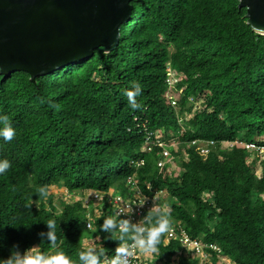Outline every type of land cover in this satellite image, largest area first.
<instances>
[{
  "label": "trees",
  "instance_id": "obj_1",
  "mask_svg": "<svg viewBox=\"0 0 264 264\" xmlns=\"http://www.w3.org/2000/svg\"><path fill=\"white\" fill-rule=\"evenodd\" d=\"M131 4L133 18L122 24L112 51L97 47L93 55L34 80L27 71L0 72V116L15 130L11 141L0 138V159L11 164L0 175V258L14 245L21 251L48 250L38 233L47 232L44 221L55 218L57 243L76 264L90 236L99 237L102 264H108L105 258L119 242L99 226L111 212L88 229L81 204L62 201L58 207L49 186L123 190L135 173L144 190L151 182L175 198L168 212L172 223L180 221L191 236L216 242L220 256L237 264H264V158L257 153L248 163L250 153L238 145L203 156L196 145L186 144L215 138L264 145V35L247 23L239 0ZM168 66L181 77L173 86L165 80ZM133 82L141 85L137 108L124 94ZM192 97L204 98L197 110ZM193 111L181 131L179 117ZM159 129L180 133V147L186 148L189 158L181 156L184 170L178 177L159 170L160 146L141 149L148 132ZM41 186L44 196L35 194ZM204 192L212 193L213 203ZM180 248L161 236L157 249L163 264H172ZM211 252L218 264L220 256ZM197 260L184 253L178 264Z\"/></svg>",
  "mask_w": 264,
  "mask_h": 264
},
{
  "label": "water",
  "instance_id": "obj_2",
  "mask_svg": "<svg viewBox=\"0 0 264 264\" xmlns=\"http://www.w3.org/2000/svg\"><path fill=\"white\" fill-rule=\"evenodd\" d=\"M247 23L264 35V0H239ZM131 0H0V72L51 74L112 51L131 17Z\"/></svg>",
  "mask_w": 264,
  "mask_h": 264
},
{
  "label": "clouds",
  "instance_id": "obj_3",
  "mask_svg": "<svg viewBox=\"0 0 264 264\" xmlns=\"http://www.w3.org/2000/svg\"><path fill=\"white\" fill-rule=\"evenodd\" d=\"M124 94L128 98L129 105L132 108H137L139 105L137 104L136 97L141 94V85L137 82H133L131 88L126 89L124 91ZM168 96L170 100L174 103L176 98L173 97V94L169 93ZM203 99L198 100L195 97H192L190 99L191 102H194L193 103L194 110L195 109L197 110V107H199ZM193 113L194 111L192 113L186 112L184 116L181 115L179 117L178 122L181 125V131L184 130L185 122L188 121L190 118H192ZM158 131H161L166 139H171V138L174 139V137L166 136L169 132L172 134V136H176V138L180 134L177 132L176 135H173L174 131L165 132L163 129L156 130V132ZM14 136H15V130L11 126L9 118L7 116H0V138H2L4 141H11ZM176 143L178 142L176 141ZM182 143L183 142L179 140V146H181ZM186 144L187 146L191 144L196 145L203 156H206L212 151H216L218 153L221 151H229L238 145L239 147H243L246 150H248L249 153H251V151L254 150L256 154L259 153L262 156V158H264V145L247 140L195 138L190 142H187ZM177 147L178 144H176V146L173 147L172 149L174 155H176L175 153H177L179 150L177 149ZM185 149L186 148H183L184 151ZM182 155L183 157H185V160L189 158L186 151ZM219 157L222 159L221 155H219ZM247 162H249V157L247 158ZM10 167L11 164L8 159L6 158L0 159V175L4 174ZM168 168L169 167L165 166L162 170H166L167 172H169ZM133 175L138 180L137 183L140 185V187H142L140 184V180L138 179L136 174L134 173L132 174V176ZM128 177L126 179L125 189L122 190L121 188H114V187L110 188L109 190L94 189L96 190L95 192L97 193L90 194L89 200H86L85 198H81V200L73 199L68 201L67 199L71 193L78 190L85 191L87 189H78L71 192L63 185V187H65L66 190L68 191L65 198L67 200L66 202L67 203L79 202L81 206L84 208V218L86 219V223L88 219V214L92 219L93 226L91 228H88L86 225L88 229L94 228L96 218L101 217L106 212L109 211L111 212L112 215H106L103 218V223L100 224L99 226L100 231L108 234V238H111L119 242L117 247L115 248L114 255H112L108 260V264H130L131 258H134L137 252L145 253V254L150 252H156L157 246L160 243V237L162 236L163 233L168 232L171 229L172 221L170 220L168 212L156 213L155 216H153L152 213H149L148 215H146L145 217H143L142 219L136 222L127 218V216L121 213L119 210H117L113 214L112 204L111 202L108 201V195L119 193L121 195L126 196L127 194H129L132 190L130 184L128 183ZM149 183L151 182L146 183V185ZM120 191L122 192L124 191L126 192V194H123ZM35 194H38V196L46 195L47 194L46 186L38 187L35 190ZM44 223L47 226V232L41 231L38 233V235L40 236L41 239L48 241L49 244L48 250L41 251L39 250L38 246H32L21 251L17 245H14L10 251V255L7 258H0V264H76V262H74L59 247L57 243L56 219L48 218L46 221H44ZM86 240L87 238H84L83 240L84 246H86L85 245V243L87 242ZM97 243L99 242L97 241ZM77 256H78V264H102V257H104V248L100 247L99 244L98 245L90 244L86 247H82L81 250L78 251Z\"/></svg>",
  "mask_w": 264,
  "mask_h": 264
},
{
  "label": "built area",
  "instance_id": "obj_4",
  "mask_svg": "<svg viewBox=\"0 0 264 264\" xmlns=\"http://www.w3.org/2000/svg\"><path fill=\"white\" fill-rule=\"evenodd\" d=\"M180 78L181 77L174 69L168 67L166 82L170 86L175 85ZM156 145L161 147L157 159L159 169L162 170L165 166H171L174 163L175 155L173 154L172 149L176 146V141L173 138L166 139L161 131L148 132L142 150L152 151ZM137 181L138 180L134 175L128 177V183L130 184L132 191L126 196L119 193L108 195V201L112 204L113 214L119 210L126 215L127 218L136 222L153 211L169 212L170 207L161 204L162 200L160 197L164 191L163 188L156 189L151 183H149L146 185L147 190H143ZM203 197L210 203L214 202V196L210 192H204ZM86 225L88 228L93 226L89 214ZM162 236L164 237L165 243L177 241L180 244L181 248L174 256L175 261L184 253L198 256L200 259H209L212 255V250L216 251L218 256L221 255L220 252L222 249L216 242L208 243L200 237L191 236L186 227L182 225L180 221L171 222V229L168 232L163 233ZM112 255H114V253L105 258L106 263H108V260ZM143 255L144 253L137 252L134 258H131L130 264H148L146 261H143ZM221 257L222 256H220V258Z\"/></svg>",
  "mask_w": 264,
  "mask_h": 264
},
{
  "label": "rangeland",
  "instance_id": "obj_5",
  "mask_svg": "<svg viewBox=\"0 0 264 264\" xmlns=\"http://www.w3.org/2000/svg\"><path fill=\"white\" fill-rule=\"evenodd\" d=\"M171 94V93H170ZM175 96H178L177 94ZM177 134V131L173 132V135H176ZM167 137H174V140L177 141L178 143V147L177 149L178 152L175 153L176 157H175V160H174V163L169 166V174L172 178H175V177H178L182 174L184 168L182 166V158L181 156L183 157V153H185V151L183 150V148H181L179 146V140L176 138V136H172V134L169 132L167 135ZM264 139V138H263ZM256 156V152L253 150L251 151L250 153V157H249V162L248 163H251V161L254 159V157ZM252 164V163H251ZM255 173H257V175H260L261 174V163L260 161L258 160L257 163L255 164ZM163 193L161 194V204L163 205H166L168 207H170V203H172L173 201H175V198H173L172 196H170V193L168 190H166V188L163 189ZM96 190L94 189H87L85 191H75L73 193L70 194V196L68 197V201L70 200H73V199H78V200H81V198H85L86 200H89V197H90V194H93V193H97L95 192ZM67 190L65 187H63V185H52L49 187V192L48 193H51L52 197H53V200H54V203L58 205V207H61V202L62 201H67L65 198H66V194H67ZM121 193L123 194H126V192H122L120 191ZM73 197V198H72ZM110 207V206H109ZM87 238V242L85 243L86 246L88 245H98L97 241H99V237H95V236H90V237H85ZM188 255V254H187ZM194 258H197L198 262L196 264H214V259H200L198 256H193ZM143 258L144 260L143 261H146V263L148 264H163V260L159 257V251L157 249L156 252H150V253H144L143 255ZM178 261H179V258L176 259V261L174 260L173 258V261H172V264H178ZM196 261V259H195ZM218 264H237L236 262H234L233 260H231L229 257L227 256H222L221 258H219V261H218Z\"/></svg>",
  "mask_w": 264,
  "mask_h": 264
}]
</instances>
